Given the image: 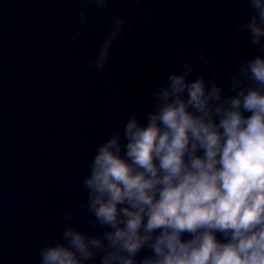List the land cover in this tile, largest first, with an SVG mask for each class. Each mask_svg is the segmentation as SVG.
<instances>
[{
	"label": "clouds",
	"instance_id": "clouds-1",
	"mask_svg": "<svg viewBox=\"0 0 264 264\" xmlns=\"http://www.w3.org/2000/svg\"><path fill=\"white\" fill-rule=\"evenodd\" d=\"M82 2L103 9L110 0ZM246 11L233 33H247L258 52L235 66L228 90L204 50L195 62L178 59L152 90L150 110L121 119L94 147L77 177L80 216L56 217L60 235L39 248V264H264V0H246ZM78 15L69 44L87 26V7ZM109 23L88 63L97 75L124 34L123 9ZM112 110L108 100L104 112Z\"/></svg>",
	"mask_w": 264,
	"mask_h": 264
},
{
	"label": "water",
	"instance_id": "water-1",
	"mask_svg": "<svg viewBox=\"0 0 264 264\" xmlns=\"http://www.w3.org/2000/svg\"><path fill=\"white\" fill-rule=\"evenodd\" d=\"M85 6L87 26L69 44ZM122 9L124 34L97 75L88 63ZM245 19L246 0H110L103 9L82 0H0V264H39V248L60 235L56 217L80 216L86 193L77 177L87 174L94 147L121 119L150 110L152 90L178 59L195 62L204 50L227 91L235 66L258 52L247 33H233Z\"/></svg>",
	"mask_w": 264,
	"mask_h": 264
}]
</instances>
